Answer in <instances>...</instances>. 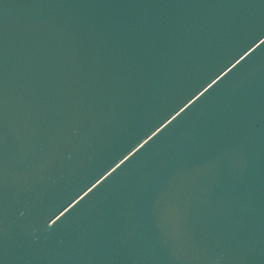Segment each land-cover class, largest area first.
<instances>
[{
    "label": "water",
    "instance_id": "95a60500",
    "mask_svg": "<svg viewBox=\"0 0 264 264\" xmlns=\"http://www.w3.org/2000/svg\"><path fill=\"white\" fill-rule=\"evenodd\" d=\"M0 264H264V0H0Z\"/></svg>",
    "mask_w": 264,
    "mask_h": 264
}]
</instances>
